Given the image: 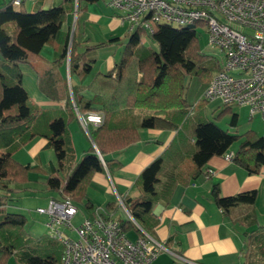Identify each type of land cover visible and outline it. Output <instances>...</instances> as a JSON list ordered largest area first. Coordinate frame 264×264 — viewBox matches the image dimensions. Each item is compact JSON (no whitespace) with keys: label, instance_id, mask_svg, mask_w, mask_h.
Instances as JSON below:
<instances>
[{"label":"trees","instance_id":"trees-1","mask_svg":"<svg viewBox=\"0 0 264 264\" xmlns=\"http://www.w3.org/2000/svg\"><path fill=\"white\" fill-rule=\"evenodd\" d=\"M96 1L61 0L35 10H24L23 3L16 8L12 0L0 2V264H7L10 257L17 264H60L63 249L48 234L36 237L26 234V216L6 208L15 189L13 184L28 182L30 172L35 171L45 176L46 189L54 193V198L67 195L77 207L90 208L86 197L94 172L107 169L112 173L119 163L107 155L137 141L140 128L175 131L165 150L137 176L139 194L122 197L131 217L151 235L158 224L152 214L153 205L161 199L168 201L175 184L182 178L200 174L212 156L232 150V160L247 171L257 172L264 166V133L257 134L252 129L230 132L203 114L205 99L194 104L188 101L189 79L196 76L207 83L220 68L214 57L201 52L193 25L152 23V32L148 34L157 43V49L142 43L141 36L146 31L137 27L129 33L124 50L113 66L96 73L85 85L90 96L81 93L77 85H68L61 72L56 71L64 96L51 92L48 95L65 97V106L53 110L32 101L22 85L19 64L28 63L35 68V62L42 59V46L71 19L75 4L78 15L88 3ZM68 27L59 54L52 62L60 66L68 60L71 75L89 71L90 64L85 61L87 49L119 40L113 37L79 51L76 35L73 34L71 41L69 38L70 22ZM39 83L43 88L41 80ZM92 110L103 114L99 125L88 126L99 153L89 145L75 160L68 122L76 116V111ZM226 113H230L228 123L236 126L238 116L231 105L223 104L215 118L220 119ZM188 123L193 124L194 140L187 131ZM38 136L47 139L55 160L42 166L18 161L14 153ZM57 171H63V175L58 177ZM211 195L225 214L240 204L246 205L248 210L240 221L246 226L256 222L252 207L255 189L222 195L214 183ZM105 207L116 210L117 201H107ZM119 219L125 230L139 232L130 219L121 216ZM257 228L245 231L248 242L243 264H264V229Z\"/></svg>","mask_w":264,"mask_h":264},{"label":"crops","instance_id":"crops-1","mask_svg":"<svg viewBox=\"0 0 264 264\" xmlns=\"http://www.w3.org/2000/svg\"><path fill=\"white\" fill-rule=\"evenodd\" d=\"M59 1L61 0H33L29 9L48 7ZM24 4L25 2L22 4L23 7ZM121 13L111 7L109 1L105 6L101 0L88 3L85 9L78 13L81 15V25L75 36L78 41L77 50L83 51L96 43L118 37L115 36L114 31L118 29V26L126 23L122 21ZM68 24L69 20L65 21L58 32L42 46L40 50L42 59L35 62V68L28 63L19 64L22 85L31 100L43 108L60 110L65 106L66 100L63 97L58 71L61 72L62 77L66 78L68 85L75 84L81 88V93L90 96L91 92L85 88V85L96 73L110 69L119 58L112 54L107 57L91 55L95 52L93 49H96L92 47L89 48L92 51L85 53V61L90 64L87 73L71 75L68 60L60 66L54 64L52 61L57 58L59 48L64 43ZM100 24L103 29L100 32L97 30L96 35L98 34L101 40L96 41L95 34L89 30V27ZM40 80L43 88H40ZM48 92L63 96L52 98ZM211 101H214L212 106L216 111L223 107L219 99L214 98ZM232 106V111L237 113ZM226 114L230 115V113ZM250 118L252 117L248 114L247 119L250 120ZM187 127L189 135L194 140L193 124L188 123ZM68 129L75 160H78L89 145H93V140L88 131L83 128L77 112L76 116L68 122ZM246 129H252L260 134L259 130L251 124V120L245 125ZM174 135V130L140 128L137 141L110 152L107 156L118 161L119 166L112 173L107 169L94 172L87 188L86 200L90 201V207L105 206L107 201L116 200V193L122 197L138 195L140 189L136 183L137 176L148 163L165 150ZM49 150L52 148L47 146V139L38 136L19 148L14 153V157L22 163L28 162L42 166L54 161ZM206 167H211L213 173L206 174L204 172ZM214 183H217L222 195L255 189L256 198L252 207L256 222L246 226L240 221L244 212L248 210L243 204L234 207L231 213L225 214L212 198L211 188ZM17 184L13 186L16 187ZM98 188L102 189L103 197H98L91 192ZM93 200H99V204H95ZM87 209L85 214L88 212ZM152 214L158 219L152 236L161 241L165 248L158 252L150 264H190L189 261L201 264H243L248 242L245 231L255 227L264 229V166L257 172H249L234 160L227 161L221 155L212 156L202 167L200 174L193 178H182L175 184L168 201L158 200L152 207Z\"/></svg>","mask_w":264,"mask_h":264},{"label":"built area","instance_id":"built-area-1","mask_svg":"<svg viewBox=\"0 0 264 264\" xmlns=\"http://www.w3.org/2000/svg\"><path fill=\"white\" fill-rule=\"evenodd\" d=\"M109 4L121 10L122 21L132 31L143 27L150 33L154 22L193 25L195 32L197 26L204 27L208 43L223 57L199 99L217 98L222 105H244L249 117L260 115L264 123V0H109ZM76 112L86 131L89 125H99L103 120L101 111ZM222 157L231 161L232 150ZM204 172L212 174L213 169L206 167ZM116 201L126 215L95 205L87 209L77 225L72 219L79 208L67 195L51 197L46 205L36 208L46 217L47 234L63 246L60 264H150L165 248L135 222L117 193ZM120 216L130 219L139 230L135 238L127 236Z\"/></svg>","mask_w":264,"mask_h":264},{"label":"rangeland","instance_id":"rangeland-1","mask_svg":"<svg viewBox=\"0 0 264 264\" xmlns=\"http://www.w3.org/2000/svg\"><path fill=\"white\" fill-rule=\"evenodd\" d=\"M1 1L2 0H0V2ZM32 1L33 0H26L23 9L30 10L29 6ZM108 1L109 0H101L104 6ZM15 7L19 8L18 5H16ZM111 7L113 6L111 5ZM69 22H70V34H71V30L73 29L71 34V38H72L73 34L75 35L78 34L80 29L79 27L81 25V15L80 14L77 15V10L75 14L73 12L71 19H69ZM98 26L89 27V30L95 34L94 39L96 41L101 40L99 39L100 37L98 36V34L96 35L97 30L100 32L103 29L101 24ZM131 32L132 30L129 29V25L127 23L121 24L120 26H118V29L114 31V33L116 34L115 36H118L119 40L117 42H110L109 44L93 49L95 52H92L91 55H97V57H107L108 55L112 54L114 57H120L129 39V33ZM148 33L149 32H146L144 35L141 36L142 43L146 46L157 49V43L152 39V37ZM196 34L201 52L211 57H214L217 63L221 65V60L223 57L222 52L217 47H213L208 43V33L206 29L202 26H197ZM90 51L92 50L88 49L86 53H89ZM204 84L205 82H202L196 76H193L189 79L188 88H187V99L190 102V104H194L196 101H198L203 89L202 87L205 86ZM213 102L214 101L211 100H206L204 102L203 114L208 119L222 125L223 127L227 128L228 131L230 132L236 130L235 131L236 133L243 132L245 130V125L248 124L251 120V124L253 125V127L259 130L260 134L264 133V123L259 115L250 118V120L247 119L248 108L246 106L244 105L232 106L233 110L237 111L238 113V123L237 126L234 127L228 123L230 115L228 116L227 114H225L220 119L215 118V115L218 111H216V109H213L214 108L212 106ZM49 151L51 153V158L55 160V155L53 150H49ZM56 175L58 177H61L63 175V171H57ZM14 188L15 189L10 193L11 198L6 204V208L9 211L20 212L26 216V223L24 225V230L27 235L36 237L41 234H47L49 232V227L45 223L46 217L45 215L39 214L36 211V208L38 206L46 205L48 200L51 198V196H54V193L52 191L46 189L45 176L39 174L38 172L31 171L29 174V181L23 184L18 183L17 186ZM91 192L92 193L94 192L93 194H95L98 197L104 196V193L100 188L96 189L95 191L91 190ZM93 201L95 202V204H99V200L98 201L93 200ZM78 208H79L78 214L72 219V223L74 225H77L79 223V221L82 218V215L85 214V209H87L83 205L79 206ZM116 212L121 216L126 215L124 210L121 208H117ZM127 232H128L127 236L130 239H133L138 235V232L134 229L128 230ZM7 264H17V262L15 261L14 257H10Z\"/></svg>","mask_w":264,"mask_h":264},{"label":"water","instance_id":"water-1","mask_svg":"<svg viewBox=\"0 0 264 264\" xmlns=\"http://www.w3.org/2000/svg\"><path fill=\"white\" fill-rule=\"evenodd\" d=\"M76 10H77V9H76V4H75L74 14L76 13ZM72 27H73V26H72ZM71 29H72V28H71ZM72 30H73V29H72ZM72 30H71V34H72ZM71 34H70V41H71V39H72V38H71ZM93 146H94V148L96 149L97 153H99L98 150H97V147H96V145H95L94 142H93Z\"/></svg>","mask_w":264,"mask_h":264}]
</instances>
